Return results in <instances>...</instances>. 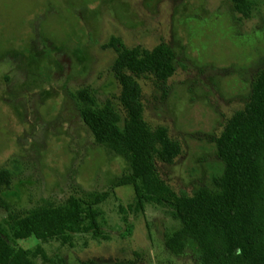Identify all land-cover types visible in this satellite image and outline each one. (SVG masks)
<instances>
[{"label": "rangeland", "instance_id": "374dc122", "mask_svg": "<svg viewBox=\"0 0 264 264\" xmlns=\"http://www.w3.org/2000/svg\"><path fill=\"white\" fill-rule=\"evenodd\" d=\"M257 1L242 19L231 0H0V168L20 165L2 192L6 203L60 204L72 194L105 191L131 172L126 156L95 141L75 97L86 88L125 115L113 36L129 48L164 41L176 50L177 69L167 81L138 78L146 121L167 126L182 145L173 163L157 160L156 168L178 192L214 189L224 172L214 138L248 103L264 64V0ZM115 193L103 205L111 239L80 235L73 247L45 244L49 264H200L196 242L181 254L166 246L176 226L167 207L145 203L129 211L128 234L120 208L135 202L134 186ZM7 213L1 203L0 219ZM39 243L19 241L25 248Z\"/></svg>", "mask_w": 264, "mask_h": 264}, {"label": "trees", "instance_id": "16d2710c", "mask_svg": "<svg viewBox=\"0 0 264 264\" xmlns=\"http://www.w3.org/2000/svg\"><path fill=\"white\" fill-rule=\"evenodd\" d=\"M231 1L242 19L250 18L258 5L257 0ZM109 45L116 50L112 70L121 85L125 115L110 102L100 104L86 88L75 97L95 141L126 156L131 164V172L116 184L134 186L135 202L120 208L126 232L132 233L129 211L144 210L145 203H153L171 211L176 226L166 233L165 244L175 254L183 253L192 240L199 247L200 264H264V64L248 103L214 138L224 172L214 177V189L201 186L190 195L176 191L159 175L156 161L173 163L182 145L170 137L167 126L146 121L138 80L151 74L167 81L177 69L176 50L164 41L152 49L129 48L115 36ZM19 170L17 161L0 168V204L8 210L0 219V264H49L45 244L73 247L80 235L111 239L103 205L116 196V186L72 194L60 204L43 200L31 209H15L2 192L11 188ZM30 237L40 243L32 248L20 246V240Z\"/></svg>", "mask_w": 264, "mask_h": 264}]
</instances>
